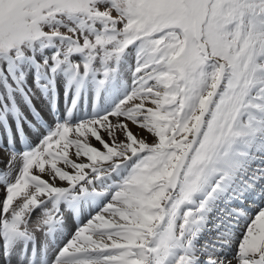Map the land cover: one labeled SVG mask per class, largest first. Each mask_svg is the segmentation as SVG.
<instances>
[{
    "label": "snow or ice",
    "instance_id": "snow-or-ice-1",
    "mask_svg": "<svg viewBox=\"0 0 264 264\" xmlns=\"http://www.w3.org/2000/svg\"><path fill=\"white\" fill-rule=\"evenodd\" d=\"M0 166V264H264V0H0Z\"/></svg>",
    "mask_w": 264,
    "mask_h": 264
},
{
    "label": "bare ground",
    "instance_id": "bare-ground-1",
    "mask_svg": "<svg viewBox=\"0 0 264 264\" xmlns=\"http://www.w3.org/2000/svg\"><path fill=\"white\" fill-rule=\"evenodd\" d=\"M36 103H37V107H38V108L41 107V104H40L39 101H37ZM25 111H27V109H25ZM25 131L28 132V129L26 128ZM0 167H2V166H0Z\"/></svg>",
    "mask_w": 264,
    "mask_h": 264
}]
</instances>
